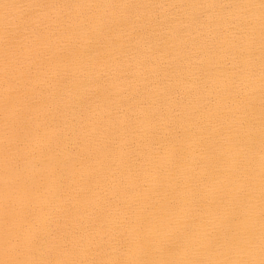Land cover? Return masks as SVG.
Wrapping results in <instances>:
<instances>
[{"label": "bare ground", "instance_id": "bare-ground-1", "mask_svg": "<svg viewBox=\"0 0 264 264\" xmlns=\"http://www.w3.org/2000/svg\"><path fill=\"white\" fill-rule=\"evenodd\" d=\"M260 0H0V35L5 30L16 33L22 21L30 29L39 31L44 24L48 46L40 50L37 68L33 72V86L42 93L41 122L59 126L62 137L59 145L53 141L52 151L37 153L32 169L37 181L49 175L48 163L56 157L65 165L64 172L73 190L63 200L49 198L50 214L59 224L77 223L93 227L92 236L107 237L104 225L114 224L120 213L132 214L136 200H144L138 188L136 197H129L120 189L121 181L133 184L129 166L137 153L147 161L145 167L156 164L170 165L164 160L174 147L183 149L184 159L173 169L176 181L188 183L189 188L199 184V190L190 205L183 203V190L169 189L177 206L172 213L188 217L186 227L173 224L165 231L179 234L199 229L201 222L210 226L215 216L201 214V199H207L214 209L223 196L219 181L233 194H239L243 203L255 208L256 236L260 208ZM36 4L58 5L52 8L29 7ZM8 5V7H4ZM71 5V7H67ZM85 5H92L86 7ZM118 7H113V6ZM256 5L257 7H241ZM82 29L92 30L104 47L97 51L87 39L78 38ZM32 37V31L24 33ZM115 41V43H113ZM78 45L80 56L72 66L71 45ZM139 50V53H137ZM90 54V55H89ZM65 57L61 62L57 57ZM97 57L103 59L89 67ZM119 58L121 62L115 61ZM3 79L0 71V81ZM102 79L103 87L96 81ZM107 89V91H105ZM231 93L229 95L228 93ZM3 87L0 86V95ZM252 107H248V104ZM239 109L255 137L245 159L244 174L252 178L253 190L240 192L238 184L230 183L227 170L231 163H223L219 170L210 167L207 145L201 139L216 135L222 126L232 123L233 111ZM147 113V115H146ZM95 122V142H82L84 127ZM133 121H137L135 127ZM207 131H204V130ZM156 133L154 136L153 133ZM244 135V133H241ZM246 139V136H245ZM223 143V141H220ZM2 143V137H0ZM99 154L98 160L84 161L80 154L86 150ZM235 152L236 147L225 145ZM78 168L73 178L71 172ZM99 173L102 191L116 177V185L107 197L122 205L119 210H107L98 219L88 207L84 196L96 201L89 183V170ZM188 177L195 179L189 181ZM217 177L219 178L217 180ZM150 179V177L148 178ZM203 181V183H201ZM167 183V180L164 181ZM2 184V175H0ZM159 188L151 194L148 203L156 215L162 211ZM66 209L72 214L66 215ZM194 217V219H193ZM55 228V223L51 225ZM116 235V233H112ZM125 235H130L125 233ZM258 242V240H257ZM259 258L258 248L253 253ZM6 257L0 253V259ZM21 259H224L219 252L207 253L198 245L186 252L179 249L169 254L156 248L140 249L135 245L116 246L98 251L96 248L77 247L71 256L59 249H41L26 253ZM233 258H249L248 256Z\"/></svg>", "mask_w": 264, "mask_h": 264}, {"label": "snow or ice", "instance_id": "snow-or-ice-1", "mask_svg": "<svg viewBox=\"0 0 264 264\" xmlns=\"http://www.w3.org/2000/svg\"><path fill=\"white\" fill-rule=\"evenodd\" d=\"M92 7V5H85ZM8 7V5H4ZM29 7L52 8L58 5L36 4ZM67 7H71L68 5ZM118 7V6H113ZM241 7H257L256 5ZM260 34H261V78H260V208L259 229L256 236L255 208L251 203H243L239 194H233L219 181L222 186L223 196L213 209L207 199H201V214L215 216V223L210 228L201 222L199 229L192 232L179 234L169 227L173 224L186 227L188 217L179 218L172 213L177 206L173 193L169 191L173 182L176 181L173 169L179 166L184 159L183 149L174 147L167 152L164 160L170 165L165 167L156 164L152 168H146L147 161L141 153H137L134 163L129 166L130 175L134 178L133 184L120 182L119 187L126 196L136 197L138 188L143 193L144 200H136V210L131 215L120 213L114 224L104 225L103 230L108 232L107 237L101 236L96 239L92 236L93 227L77 223L59 224L50 214L48 201L50 197L63 200L66 192L73 190L71 183H66L68 177L64 172V163L56 157H52L48 163L49 175L37 181L33 177L32 169L39 167L35 163L37 153L52 151L53 141L59 145L62 137L58 135L59 126L52 127L47 121L41 122V96L38 89L33 86V72L38 66L40 50L48 46V40L44 24L37 31L30 29L29 23L22 21L18 25V31L11 33L7 30L0 35V71L3 79L0 86L3 94L0 95V253L6 258L0 259V264H264V0H260ZM32 31V37L24 35ZM78 38L87 39L94 48L99 51L104 47L101 40L97 38L94 31L82 29ZM115 43V41H113ZM72 66H75L80 53L78 45H71ZM139 53V50H137ZM90 55V54H89ZM63 62L65 57H57ZM103 57H97L91 61L89 67H95ZM121 62L119 58L115 61ZM97 85L103 87L102 79L96 81ZM107 91V89H105ZM231 95V93H228ZM248 107H252L250 102ZM147 115V113H146ZM246 112L241 114L239 109L233 111L232 123L222 126L217 135L201 139L207 145L205 149L209 154V167L215 172L223 163L230 162L232 167L227 170L230 173V183L238 184L240 192H251L254 188L252 178L247 177L243 170L245 167L246 153L255 141L253 129L244 118ZM91 128L84 127L82 131V142L91 145L95 142L96 126L90 121ZM137 121H133L135 127ZM204 131H207L206 129ZM244 133V135H241ZM155 136L156 133L154 132ZM246 136V139H245ZM225 145L236 147V151L225 150ZM84 161L98 160L99 154L93 153L90 148L80 154ZM79 171L74 168L71 176L74 178ZM99 173L95 169L89 170V183L96 181L95 187H90L96 196V201L84 199L88 207L98 219L102 213L109 209L119 210L122 205L108 198L107 192L112 191L116 185L112 178H104L108 182L102 191H96L99 187ZM150 177V179H148ZM195 178L188 177L191 181ZM219 178L217 177V180ZM167 180V183L164 181ZM203 183V181H201ZM159 188L158 195L162 201V211L166 214L156 215L151 211L153 207L147 201L151 194ZM183 190L185 199L183 203L190 205L199 190V184L195 188H189L188 183L175 182L174 191ZM66 215H71L72 210H64ZM194 219V217H193ZM55 223V228L51 225ZM116 233V235H112ZM129 233L130 235H125ZM258 240V242H257ZM135 245L140 249L146 247L156 248L169 254H175L179 249L190 251L197 245L207 253L219 252L225 256L224 259H147V260H118V259H54L42 260L37 258L21 259L26 253L33 255L41 249H59L64 255L71 256L77 248H96L98 251L112 249L116 246L125 247ZM258 248L259 258H254L253 253ZM233 255L248 256L249 258H233Z\"/></svg>", "mask_w": 264, "mask_h": 264}]
</instances>
